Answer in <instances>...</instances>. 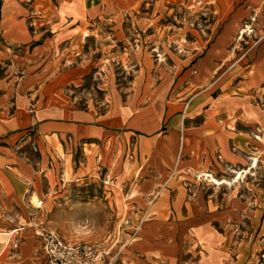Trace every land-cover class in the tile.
I'll return each mask as SVG.
<instances>
[{
	"label": "crops",
	"instance_id": "crops-1",
	"mask_svg": "<svg viewBox=\"0 0 264 264\" xmlns=\"http://www.w3.org/2000/svg\"><path fill=\"white\" fill-rule=\"evenodd\" d=\"M97 4L102 0H0V224L5 221L16 233L11 243V235L0 240V264H21L20 231L29 230L37 242L25 224L43 221L37 216L43 199L32 202L43 191L42 182L49 190L60 182L97 178L119 186L113 198L122 211L129 198L134 212L153 214L142 221L132 257L124 251L117 264L168 261L156 240L164 233L153 230L196 224L166 221L170 193L175 212L183 210L194 197L183 186L193 174L225 173L228 166L246 163L254 154L251 147L264 145V38L236 60L233 78L227 80L224 72L216 86L207 72L225 68L227 61L216 57L221 49L212 30H206L205 42L181 47L172 71L156 72L165 66L153 65L156 81L148 92L112 85L102 111L96 101L74 104L66 86L75 70L65 59L60 71L38 80L36 50L45 41L51 39L48 44L64 57L97 37V30L87 26L91 16H100L87 12ZM50 52L46 47L42 61ZM17 68L24 72L16 75ZM148 68L146 62L141 71L146 74Z\"/></svg>",
	"mask_w": 264,
	"mask_h": 264
},
{
	"label": "rangeland",
	"instance_id": "rangeland-1",
	"mask_svg": "<svg viewBox=\"0 0 264 264\" xmlns=\"http://www.w3.org/2000/svg\"><path fill=\"white\" fill-rule=\"evenodd\" d=\"M87 12L100 15L91 16L87 25L97 30V37H89L83 42L82 50L64 57L58 54V48L49 45L51 39L45 41L36 50L37 58L41 59L37 79L44 80L53 71H60L65 59L66 67L75 70L72 82L66 86L75 98L74 104L84 106L88 100L96 101L100 111L105 109L106 93L114 84L120 88L135 86L136 90L143 87L148 92L156 81L151 76L153 65L165 66L156 72L172 71L179 62L181 47L205 42L206 30H212L216 47L221 49L216 57H225L227 61L225 68L221 65L214 72H207V78L214 80L216 86L222 82L224 72L227 80L233 78L236 60L245 49L264 38V0H123V4L102 0L101 5L88 6ZM243 29L246 30L241 32ZM48 46L51 52L42 61ZM54 57L59 62L54 64L51 61ZM146 62L149 68L144 74L141 68ZM22 72V68L15 71L16 75ZM251 150L254 154H249L240 168L228 166L222 174L204 170L226 182L216 184L193 174L183 186L194 197L186 200L183 210L175 212L172 205L175 195L170 193L166 221L193 220L196 224L195 228L153 230L164 233L156 240L161 246L159 251L166 254L161 258L168 260L156 264H264V145ZM250 165L253 167L249 172L236 180L237 172ZM42 186L43 191L32 196V202L36 203L38 196L43 199L37 216L44 224L66 237L91 243L112 241L119 248L120 240H126L123 252L128 257L137 248L135 238L142 221L152 219V213L134 212L129 198L122 211L113 198L119 186L99 178L60 182L49 190L45 182ZM126 219L129 221L124 222ZM1 222L2 229H11L5 221ZM116 230L121 234L117 241ZM20 232L23 259L19 263L47 264L29 230ZM15 234L11 235L10 243ZM6 237L0 236V240ZM126 262L129 263L128 258Z\"/></svg>",
	"mask_w": 264,
	"mask_h": 264
},
{
	"label": "built area",
	"instance_id": "built-area-1",
	"mask_svg": "<svg viewBox=\"0 0 264 264\" xmlns=\"http://www.w3.org/2000/svg\"><path fill=\"white\" fill-rule=\"evenodd\" d=\"M16 46L20 47L19 44ZM32 148L35 149L33 145ZM25 226L31 228L47 264H117L121 261L123 248L127 243L121 239L120 247L117 248L116 242L112 241L109 244L104 241L91 243L66 237L57 229L37 220L30 221ZM115 234L117 241L121 237L120 231L116 230Z\"/></svg>",
	"mask_w": 264,
	"mask_h": 264
},
{
	"label": "bare ground",
	"instance_id": "bare-ground-1",
	"mask_svg": "<svg viewBox=\"0 0 264 264\" xmlns=\"http://www.w3.org/2000/svg\"><path fill=\"white\" fill-rule=\"evenodd\" d=\"M246 29H243L241 32L245 31ZM254 163H256V159H254ZM253 167L252 165L249 166V168H245V169H242L240 170L239 172H237V176H236V180L237 179H240L241 177H243L244 174H246L247 172H249L250 168ZM203 177L204 179L206 180H209L213 183H216V184H220V183H223V182H226V180H219V179H216L215 177H213V175L209 172H205V171H200L199 173V177ZM14 230H5V229H0V235H6V236H9V235H12Z\"/></svg>",
	"mask_w": 264,
	"mask_h": 264
}]
</instances>
